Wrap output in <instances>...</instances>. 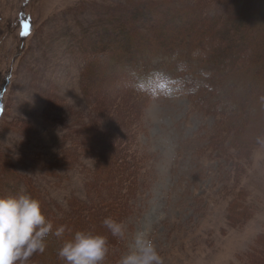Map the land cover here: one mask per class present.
Masks as SVG:
<instances>
[{
	"label": "rangeland",
	"instance_id": "374dc122",
	"mask_svg": "<svg viewBox=\"0 0 264 264\" xmlns=\"http://www.w3.org/2000/svg\"><path fill=\"white\" fill-rule=\"evenodd\" d=\"M137 1L0 0V197L31 194L65 227L52 235L56 247L49 233L27 264H48L77 231L106 237L94 214L116 195L124 235L108 245L104 264H119L141 231L162 264H264V96L224 115L225 101L203 95L192 105L186 90L160 81L132 108L121 85L127 75L102 86L94 78L128 62L97 50L103 41L116 48L165 39L176 28L169 8L200 3L199 17L179 24L201 30V54L216 48L214 64L239 63L225 77L239 92L238 67L264 48V16L250 0H167L148 21ZM127 28L136 34L110 38ZM124 179L135 181L127 193Z\"/></svg>",
	"mask_w": 264,
	"mask_h": 264
},
{
	"label": "trees",
	"instance_id": "16d2710c",
	"mask_svg": "<svg viewBox=\"0 0 264 264\" xmlns=\"http://www.w3.org/2000/svg\"><path fill=\"white\" fill-rule=\"evenodd\" d=\"M208 1L214 2L215 0H201V2ZM165 2H167V0H140L139 2L137 1L135 6L136 8H138V16L143 17L148 21L152 18H156V16H158V13L161 14L159 12V8H162ZM191 5L192 6H188L189 8H181L179 6H173L169 8V11H173L175 13H173L174 15H172L173 17L171 19L167 20L174 19V21L172 22L174 23V25H176V28L173 29V31L170 33H168L167 31L165 34L167 37L165 39L161 38V35L159 36L157 33V35L152 36V44L147 43L143 46L139 44H133L132 46L131 43H128L122 45L121 47L117 46L116 48H114V45L110 46L109 44L111 43H106L105 41H103L97 48L94 46L97 50L103 51L104 54L110 52L111 54H108L109 60L110 58L117 56V53L119 52L121 57H125V60L128 61L122 66H120L118 62H112V64L108 66V74L107 71H105L102 75L96 72L97 74H95L94 76V78L96 77V83L102 86L104 84H107V77L114 81H121L122 77L120 76L122 74L127 75V83L122 80L121 85L126 89L128 98L132 100V103H134L133 105H131L132 108H134L137 104L146 102V98L149 97V94L151 92L150 87H154L157 82L163 81L167 84H173L182 90H186L192 105L194 104V102H197L199 99H202L203 95L211 97L215 96V99H213L212 103L217 100H222L226 102V106L228 107L219 110V112H223L222 114L227 115L232 114L234 112L237 113L239 111L242 113L245 112V103L249 99L253 97L259 98L262 95L264 96V62L260 61V51L264 50V48L258 49L256 47L252 49L251 55L247 58H244L243 62H245V60H251L253 62H247L244 68L238 67L237 71L239 72V76L241 77L242 82H240L241 86L238 87L239 92H236V84L232 82L230 84L225 83L227 82L225 81V77L229 76V74H227L229 72L228 68L231 69L234 65H237L239 63L235 60L230 64H220L219 66L214 64L212 61L214 60L213 58L215 56L211 55H215L213 53L215 50L217 51L216 48H211L208 51L209 53L206 55L201 54V46L199 45V37L201 35V30L184 29L185 27L182 28L180 26L179 22L184 20L186 17L192 15L195 17H199L198 8H200L201 4L198 3L197 5H193L192 3ZM250 6L258 7V14L264 16V0H250ZM194 21L195 20H193V23ZM129 30L130 29L127 28V30L124 31L123 34L121 33L122 31L119 29V31L121 32H114L115 35H111L110 38L114 41V38H116L117 36H119L120 38L124 36H129L130 38L131 35L134 36L136 34L135 29L130 31ZM196 36L198 37L194 38ZM210 36L217 38L214 32ZM257 49L259 51H257ZM113 50L115 51L113 52ZM87 51L88 53L90 52V50ZM92 51H95V49L91 50L90 53L93 55L97 54V51L93 53ZM119 54L118 56H120ZM79 55L83 57L82 52H80ZM92 65H95V63L93 62ZM94 67H96L97 71H99L97 65H95ZM83 69H86V67ZM251 70L255 71L256 78H252V76L250 75ZM118 71H120V74H117ZM244 74L246 75V79L242 78ZM235 75H237L236 72ZM211 87L212 89H210ZM227 89H232L231 95L226 92ZM15 172V177H22L19 172ZM131 176V174L128 175L129 178H131ZM132 182H135L134 179H124V182H122L126 186V193L128 191V187L132 184ZM27 195L33 197L31 194ZM121 198L123 199V197L119 195H116V197L112 198L110 200L109 207L106 206V208L103 207V209H98L97 212L94 214V219L96 220L97 218H99L103 222L105 218H111L115 221H118V219L123 218L125 211L124 203ZM104 202H102V204H104ZM80 213L81 216L89 214V208L88 210L81 211ZM45 218L52 224V232H55V230L57 229V227L55 226V221H53L52 217L45 216ZM71 227L74 228L77 226L71 225ZM99 231L105 233L108 245H110L116 238L105 227H100ZM52 235L53 234L49 235L50 238L46 239L49 240L54 247H56L53 244L54 236ZM56 249L57 250L55 255L51 251V255L48 256V259L42 263L65 264V262L57 255L59 248ZM40 254L41 253L39 252L35 253L32 257H30L27 262L34 263V258L38 257ZM40 260H42V257L39 258V261Z\"/></svg>",
	"mask_w": 264,
	"mask_h": 264
},
{
	"label": "clouds",
	"instance_id": "9594fccd",
	"mask_svg": "<svg viewBox=\"0 0 264 264\" xmlns=\"http://www.w3.org/2000/svg\"><path fill=\"white\" fill-rule=\"evenodd\" d=\"M103 226L114 237H123L124 226L105 218ZM52 224L42 213L40 202L27 194L0 197V264H27L35 253H43L46 237ZM65 227H58L53 235L61 237ZM108 241L102 235L77 231L58 250L65 264H104ZM119 264H162L153 242L142 231L133 238L131 250Z\"/></svg>",
	"mask_w": 264,
	"mask_h": 264
}]
</instances>
